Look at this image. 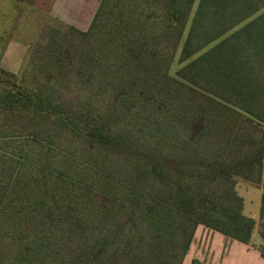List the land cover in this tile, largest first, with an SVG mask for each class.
Instances as JSON below:
<instances>
[{"label": "trees", "instance_id": "1", "mask_svg": "<svg viewBox=\"0 0 264 264\" xmlns=\"http://www.w3.org/2000/svg\"><path fill=\"white\" fill-rule=\"evenodd\" d=\"M98 1L85 30L67 25L87 40L79 72L90 94L80 109L0 67V110L107 151L132 144L117 122L133 120L156 141L175 130L172 148L181 158L148 166L170 184L167 197H152L140 210L149 233L143 254L127 234L113 245L114 224L106 218L122 206L110 176L78 149L54 154L51 132L0 131V238L13 245V263L179 264L199 223L248 244L255 221L241 212V197L231 186L220 194L191 191L195 174L202 185L257 173L264 258V0H197L190 22L195 0ZM180 43L184 64L171 76ZM191 90L203 97L189 98ZM184 153L203 161L188 162Z\"/></svg>", "mask_w": 264, "mask_h": 264}, {"label": "rangeland", "instance_id": "2", "mask_svg": "<svg viewBox=\"0 0 264 264\" xmlns=\"http://www.w3.org/2000/svg\"><path fill=\"white\" fill-rule=\"evenodd\" d=\"M83 1L85 0H77V3L84 4ZM196 3L197 0L190 11L189 22ZM43 7L38 0H0V67L38 82L54 98L64 102L73 112H77L84 96L90 94L86 84L82 82L79 72L86 58L84 51L87 40H84L76 32L68 30L67 25L85 30L93 11L82 24L84 27L81 28L74 22L70 23L63 19L59 21L49 16ZM70 9L71 11L68 10L67 14L69 12L73 14L72 16H76L79 11L78 7L76 10ZM189 22L186 28L189 26ZM238 27L237 25L224 35ZM185 33L186 31L183 32L182 39ZM180 47L181 43L178 45L169 67L171 76H174L175 71L184 64L178 63ZM201 97H203L202 93L198 90L190 91L189 98L201 99ZM137 124L134 125L133 120L117 122V128L127 130L132 144L124 151L116 149L107 151L106 149L92 148L87 142L72 138L62 129L48 122L29 120L21 113L8 114L0 110V131L7 134H25L27 133L25 129L35 128L43 130L45 134L51 132L50 138L54 154L63 146L78 149L77 152L88 159L92 166H96L101 173L110 176L121 196L120 204L116 207L122 206L121 209L115 208L114 214L106 218L108 222L113 221L114 224L111 225L113 245L116 246L118 242L123 241L124 235L127 234L130 239L136 241L133 244L135 247L137 243L141 244L138 250L146 254L149 233L140 210L144 207L145 201L151 200L152 197H167L165 191L170 184L168 178L156 176L148 169V166L173 163V158H181V156L172 148V143L176 141L175 130L166 141H156L146 127L139 130ZM262 127L264 129V123ZM214 141L209 140L208 144H213ZM183 156H186L185 159L188 162L203 161V156H189L186 153ZM256 177L257 173L252 174L251 180L239 176L233 177L230 181L208 178L204 184L198 185L200 177L195 174L191 184V191L198 189L202 193L211 190L214 191L213 193L220 194L224 188L232 187L234 192L241 197V212L252 217L255 221L254 231L248 243L250 248L259 247L262 243L259 235L261 228L259 206L262 188ZM179 229L185 234L189 230V226ZM179 238V235H176L175 241ZM233 239L199 223L191 233L188 250L179 264H183L184 260L189 258L197 260L208 258L212 254L210 251L213 250H218L219 257L224 258V254L232 247ZM12 252L13 245L0 238V264H14ZM242 259L243 264H255L254 260L248 256L240 255L237 257L235 255L228 256L225 264H241ZM247 259L249 260L247 261ZM229 260L230 263L227 262ZM199 262L202 264L201 260Z\"/></svg>", "mask_w": 264, "mask_h": 264}, {"label": "crops", "instance_id": "3", "mask_svg": "<svg viewBox=\"0 0 264 264\" xmlns=\"http://www.w3.org/2000/svg\"><path fill=\"white\" fill-rule=\"evenodd\" d=\"M38 1L42 3V5L44 6L43 9L47 10L49 16H52L59 21H62L63 19L70 23L74 22L76 24H79L80 25L79 27L81 28L84 27L82 24L85 22L86 18L90 15V13L93 11L94 14L99 2L98 0H85L83 1L84 4L82 3L78 4L77 0H38ZM70 8L74 10L76 9L79 10L76 16H72L73 14L69 13L71 11ZM68 10L69 12L67 14ZM231 245L232 247H230L229 250H227V252L224 254V258L219 257L220 253L218 252V250H213L210 251L212 252V254L209 255L208 258H199L198 260L199 261L201 260L202 264H225L226 263L225 261L227 260L228 256L232 257V255H235L237 257L240 255L242 257L248 256L250 259L254 260L253 262L255 264H264V258L261 255V251L259 250V247L250 248L248 244L240 242L236 239L232 240ZM192 259L193 258L185 259L183 264H191ZM248 260L249 259H247V261ZM227 262L230 263L231 261L229 260ZM241 264H243V259Z\"/></svg>", "mask_w": 264, "mask_h": 264}]
</instances>
